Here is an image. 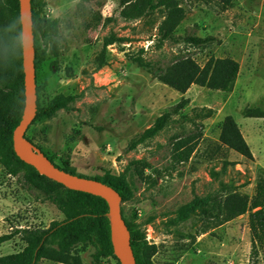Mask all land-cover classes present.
<instances>
[{
  "label": "rangeland",
  "instance_id": "rangeland-1",
  "mask_svg": "<svg viewBox=\"0 0 264 264\" xmlns=\"http://www.w3.org/2000/svg\"><path fill=\"white\" fill-rule=\"evenodd\" d=\"M122 1L44 0L42 17L61 22L59 69L53 65L54 56L40 65L39 100L46 105L57 96L76 99L69 109L32 123L27 136L58 164L69 157L77 173L89 177L127 174L134 193L121 202V211L146 234L148 244L158 247L153 264H264V252L252 253L249 213L206 231L201 209L186 221H177L179 207L196 196L238 191L252 198L258 178L264 176V119L243 115L246 108L264 109V0H230L226 9L220 0H176L185 18L176 29V40L163 43L159 33L163 9L130 21L121 16ZM111 33L130 41L109 46L102 63L103 38ZM188 35L215 40L198 47L185 41ZM178 56H190L202 66L212 57H230L240 65L239 76L229 92L193 85L181 94L139 62L169 65ZM183 97L190 102L173 117L178 123L128 149L132 139ZM228 116L239 125L252 160L220 146ZM195 123L203 124V137L189 161L174 164L172 137L184 130L185 134L197 132ZM134 160L146 161L143 178L128 168ZM209 207L217 213L215 204ZM64 219L53 203L37 201L0 168V236L13 227L48 228ZM24 247L15 237L0 246V256ZM93 252L92 245L79 246L72 255L77 264H94ZM38 264L65 263L44 257Z\"/></svg>",
  "mask_w": 264,
  "mask_h": 264
},
{
  "label": "trees",
  "instance_id": "trees-1",
  "mask_svg": "<svg viewBox=\"0 0 264 264\" xmlns=\"http://www.w3.org/2000/svg\"><path fill=\"white\" fill-rule=\"evenodd\" d=\"M220 2L225 9L230 5V0H220ZM31 4L37 82V71L48 57H56L53 65L59 69L57 58L61 22L59 18L44 19L42 17L44 0H31ZM121 8V16L130 21L141 19L152 11L163 9L165 18L159 28L162 43L166 40H176V29L185 18V10L176 0H123ZM20 31L19 0H0V168L16 178L37 201L53 203L65 219L53 221L48 228L13 227L9 233L1 235L0 246L19 237L25 247L20 252L0 256V264H38L44 257L65 264H77L72 251L79 246L89 245L94 247V252L91 254L94 264L109 260H116L117 264H121L112 243L111 220L108 217L110 210L107 202L93 194L70 190L47 178L33 166L21 160L15 152L13 136L25 108ZM214 40L213 36L203 38L188 35L185 37L186 42L198 47L211 44ZM127 41L130 40L114 33L105 36L102 63H105V55L109 46ZM139 62L153 77L181 94H185L193 85L214 91L229 92L240 72L239 63L230 57H212L204 66L190 56H178L169 65H158L141 60ZM40 91L41 88L37 87V94ZM75 99L74 96H57L48 104L43 105L38 95L37 114L33 123L48 120L61 109H69ZM189 102L188 98L183 97L180 102L171 106L167 112L156 119L152 126L132 139L128 149L134 150L137 146L155 138L171 124L178 123L179 120L173 117L180 114ZM243 115L245 118L264 119V109L246 108ZM205 116L209 117V114ZM195 126L199 128L197 132L185 134L184 130L183 133L172 137L171 157L174 164L189 161L198 141L203 137V124L195 123ZM26 139L38 148L55 167L111 186L118 191L123 202L133 196L134 187L127 174L114 175L106 172L102 177H89L77 173L69 165V157L62 158L63 162L60 165L40 146H37L33 139L27 136V133ZM221 145L247 159L254 158L239 125L232 116L226 117L223 121ZM128 168L135 172L134 175L143 178L147 164L145 160H134ZM211 204L216 205V214H213L212 207H209ZM198 209L202 210L204 231L249 213L252 253L258 256L264 252V176L258 178L252 198L238 191L227 192L219 197L196 196L179 207L177 221H186ZM124 220L131 232V244L137 264H153L152 258L157 253L158 247L155 244H148L146 234L136 229V226L125 217Z\"/></svg>",
  "mask_w": 264,
  "mask_h": 264
},
{
  "label": "water",
  "instance_id": "water-1",
  "mask_svg": "<svg viewBox=\"0 0 264 264\" xmlns=\"http://www.w3.org/2000/svg\"><path fill=\"white\" fill-rule=\"evenodd\" d=\"M20 22L21 14L27 24L28 32L32 38V50L29 55L23 57L25 108L20 124L17 126L13 141L16 154L25 163L33 166L40 174L62 184L74 191L89 193L103 198L109 206L108 217L111 220L112 243L115 254L121 264H137L131 244V232L124 220L121 211L122 198L118 191L95 179L80 177L55 167L45 158L41 160L32 150V144L26 139V132L36 118L37 114V82L35 66V37L33 33V14L31 0H19ZM22 27V24H21ZM36 149V148H34ZM37 150V149H36Z\"/></svg>",
  "mask_w": 264,
  "mask_h": 264
},
{
  "label": "clouds",
  "instance_id": "clouds-1",
  "mask_svg": "<svg viewBox=\"0 0 264 264\" xmlns=\"http://www.w3.org/2000/svg\"><path fill=\"white\" fill-rule=\"evenodd\" d=\"M21 31L19 33L20 49L22 55L27 56L32 50V38L27 29V24L23 21V14H21Z\"/></svg>",
  "mask_w": 264,
  "mask_h": 264
},
{
  "label": "bare ground",
  "instance_id": "bare-ground-1",
  "mask_svg": "<svg viewBox=\"0 0 264 264\" xmlns=\"http://www.w3.org/2000/svg\"><path fill=\"white\" fill-rule=\"evenodd\" d=\"M31 148H32V150H34L35 154H36L41 160L45 161V158L40 154L39 151H37V150L34 149L33 147H31Z\"/></svg>",
  "mask_w": 264,
  "mask_h": 264
},
{
  "label": "crops",
  "instance_id": "crops-1",
  "mask_svg": "<svg viewBox=\"0 0 264 264\" xmlns=\"http://www.w3.org/2000/svg\"><path fill=\"white\" fill-rule=\"evenodd\" d=\"M5 244V243H4Z\"/></svg>",
  "mask_w": 264,
  "mask_h": 264
}]
</instances>
